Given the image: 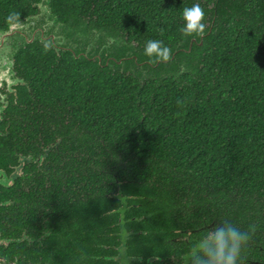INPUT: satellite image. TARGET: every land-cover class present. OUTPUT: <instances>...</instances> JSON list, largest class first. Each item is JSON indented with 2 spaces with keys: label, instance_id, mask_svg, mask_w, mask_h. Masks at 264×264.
Wrapping results in <instances>:
<instances>
[{
  "label": "trees",
  "instance_id": "obj_1",
  "mask_svg": "<svg viewBox=\"0 0 264 264\" xmlns=\"http://www.w3.org/2000/svg\"><path fill=\"white\" fill-rule=\"evenodd\" d=\"M48 1L61 23L122 40L106 54L110 66L38 42L14 59L35 99L68 102L64 114L79 131L61 148H78L77 169L67 167L83 184L51 214L74 236L64 245L81 242L82 230L96 240L105 222L139 261L185 264L208 227L227 218L242 230L256 225L241 264H264V0ZM39 2L0 0V29L10 14L37 13ZM195 3L205 11L203 37L180 31ZM150 39L171 49L169 61L144 54Z\"/></svg>",
  "mask_w": 264,
  "mask_h": 264
},
{
  "label": "flooded vegetation",
  "instance_id": "obj_2",
  "mask_svg": "<svg viewBox=\"0 0 264 264\" xmlns=\"http://www.w3.org/2000/svg\"><path fill=\"white\" fill-rule=\"evenodd\" d=\"M59 52L62 51H55ZM89 53L94 56L95 51L82 46L76 54ZM101 57L106 62L110 60L105 51ZM14 59L11 80L16 83L4 81L0 85V264H137L135 261L140 259L126 254V241L111 235L112 227L105 222L96 240L93 231L82 230L83 234L87 232L81 235L84 240L64 245L74 236L67 237L68 227L52 221L51 214L65 205L64 193L75 199L79 184H83L82 175L70 173L67 167L72 160L73 169H77L78 148L73 153H64L61 148L79 131L77 126L69 125L64 114L68 112V102L55 105L46 99H35L29 78ZM133 63L143 65L135 59ZM131 68L132 64H128L127 69ZM62 103H66L65 110ZM65 177L71 180L66 183L62 180ZM88 194L93 199L103 197L101 193ZM54 219L59 220L58 216ZM56 228L64 230L57 233Z\"/></svg>",
  "mask_w": 264,
  "mask_h": 264
},
{
  "label": "water",
  "instance_id": "obj_3",
  "mask_svg": "<svg viewBox=\"0 0 264 264\" xmlns=\"http://www.w3.org/2000/svg\"><path fill=\"white\" fill-rule=\"evenodd\" d=\"M37 13L28 15L22 20L11 22L5 29H0V85L11 80L13 76V59L17 53L27 45L38 42L41 45H48L55 51L71 53L74 58H80L76 53L82 46L89 49H100L98 54L92 56L93 61L102 63L100 53H113L122 41L117 36L104 32V29L95 30L85 25L72 27L70 23H61L54 16L49 7L48 0H40L36 5ZM203 37V36H202ZM104 43L97 47L99 42ZM119 60L118 63H122ZM107 66H110L106 62Z\"/></svg>",
  "mask_w": 264,
  "mask_h": 264
},
{
  "label": "clouds",
  "instance_id": "obj_4",
  "mask_svg": "<svg viewBox=\"0 0 264 264\" xmlns=\"http://www.w3.org/2000/svg\"><path fill=\"white\" fill-rule=\"evenodd\" d=\"M10 22L19 19L18 13L10 14ZM184 35L202 36L206 30L205 11L195 3L182 11ZM144 54L154 57L155 62H167L172 57L171 49L162 40L150 39L144 47ZM179 103V101H178ZM257 228L251 224L241 229L225 218L210 225L189 249L184 257L185 264H241L243 249L249 244Z\"/></svg>",
  "mask_w": 264,
  "mask_h": 264
}]
</instances>
